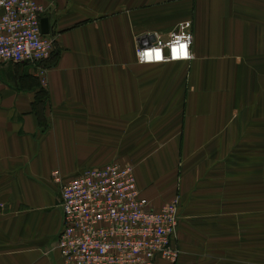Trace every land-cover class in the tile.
<instances>
[{"label": "crops", "instance_id": "1", "mask_svg": "<svg viewBox=\"0 0 264 264\" xmlns=\"http://www.w3.org/2000/svg\"><path fill=\"white\" fill-rule=\"evenodd\" d=\"M36 1L56 58L52 65L0 69V264H64L52 172L72 178L127 163L123 156L139 151V136L178 135L176 165L170 154L153 173L142 154L135 174L151 209L179 196L177 246L185 247L184 258L210 243L198 233L225 231L235 215L248 222L249 207L234 211L219 194L223 184L240 182L249 198L247 177L234 175L235 148L264 145V0H195L192 9L186 0ZM204 6L214 8L202 14ZM186 21L196 58L187 81L179 68L170 80L169 66L180 62H137L138 38L167 39ZM206 88L212 93H202ZM181 256L158 264H179Z\"/></svg>", "mask_w": 264, "mask_h": 264}, {"label": "built area", "instance_id": "2", "mask_svg": "<svg viewBox=\"0 0 264 264\" xmlns=\"http://www.w3.org/2000/svg\"><path fill=\"white\" fill-rule=\"evenodd\" d=\"M0 69L3 65H45L56 51L54 37L42 33L43 7L36 0H0ZM192 22L180 23L163 39L148 34L137 39L136 58L142 65L193 59ZM47 85L45 69L40 73ZM1 86V80H0ZM59 186L62 230L57 248L64 264L176 263L180 199L151 209L141 196L132 166L117 163L86 168L72 178L52 172Z\"/></svg>", "mask_w": 264, "mask_h": 264}, {"label": "rangeland", "instance_id": "3", "mask_svg": "<svg viewBox=\"0 0 264 264\" xmlns=\"http://www.w3.org/2000/svg\"><path fill=\"white\" fill-rule=\"evenodd\" d=\"M186 1V8L190 7L192 9L195 0ZM213 8L214 6H204L202 8V14H209V10ZM170 10H173V8H170ZM192 57L193 59L190 61L180 62L181 64L175 66H169L168 72L170 80L173 79L175 73H178L176 72V68L180 69L179 73L181 75L186 74V81L188 80L191 64L196 60L193 53ZM177 84L178 82L174 85H172V83L170 84V93H173L172 91L176 89ZM182 92L183 88H179L178 93L181 95ZM184 93L187 94V90ZM202 93L210 94L212 92L210 88H206L202 90ZM177 139L178 135L155 134L139 136L138 153L131 152L130 154L129 152H126V156L123 157L128 161L121 165H131L134 168V171L138 170L142 161L137 158L142 154L148 159V162L151 163L150 169L152 172L154 171L153 173L158 172V167L165 163L166 158L168 159L170 154H175L174 163L176 165ZM168 147L175 149L165 151ZM242 148L245 151H242ZM242 152L247 154V157H242ZM234 154L235 158L232 160L235 164L234 175L238 178L241 176L247 177V179H244V183L245 180H248L250 183H248L250 187L249 198L245 197V194H243V197L241 196L240 182L223 184L224 188L221 187L223 192L219 195L226 196V203H228V206L232 207L234 211L240 210L242 206L249 207V221L246 222V215H235L232 220H227L228 225L227 230L225 231L215 232L210 229V231H206L204 234L198 233L197 235L201 237L200 240L202 242L205 241L206 237H210V243L207 246L194 248L196 251L195 258H191L190 256L184 258L183 254L185 252V247H181L182 245L179 243V249L182 248V250L180 249L182 252V258L180 259L179 264H264V211H259L260 215H257L258 208L264 207V198L261 197L264 192V145H261L259 149L257 146L253 145H250L248 149H246V145L239 147L236 146ZM246 160H248L249 163L248 167L241 164L245 163ZM113 163L120 164L118 162ZM258 180L259 183H257ZM258 188L262 193H257ZM174 197L179 198L177 194ZM241 223H244V230L242 231L240 229ZM202 242H200L199 245H201Z\"/></svg>", "mask_w": 264, "mask_h": 264}, {"label": "water", "instance_id": "4", "mask_svg": "<svg viewBox=\"0 0 264 264\" xmlns=\"http://www.w3.org/2000/svg\"><path fill=\"white\" fill-rule=\"evenodd\" d=\"M42 33L48 35L50 33L49 21L47 19L41 20Z\"/></svg>", "mask_w": 264, "mask_h": 264}, {"label": "bare ground", "instance_id": "5", "mask_svg": "<svg viewBox=\"0 0 264 264\" xmlns=\"http://www.w3.org/2000/svg\"><path fill=\"white\" fill-rule=\"evenodd\" d=\"M191 47H192V46H191ZM182 49H183V51H184L185 53L191 51V48H188V44H186V43H183V44H182V47H180V48L178 49L179 52H180V50H182Z\"/></svg>", "mask_w": 264, "mask_h": 264}, {"label": "trees", "instance_id": "6", "mask_svg": "<svg viewBox=\"0 0 264 264\" xmlns=\"http://www.w3.org/2000/svg\"><path fill=\"white\" fill-rule=\"evenodd\" d=\"M55 58H56V55H55V53L53 54V56L51 57V59L50 60H48L46 63H47V65H49V64H54V60H55Z\"/></svg>", "mask_w": 264, "mask_h": 264}]
</instances>
